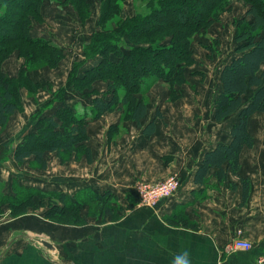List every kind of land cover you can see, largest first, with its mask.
Instances as JSON below:
<instances>
[{
  "label": "crops",
  "instance_id": "crops-1",
  "mask_svg": "<svg viewBox=\"0 0 264 264\" xmlns=\"http://www.w3.org/2000/svg\"><path fill=\"white\" fill-rule=\"evenodd\" d=\"M254 91L251 89L244 96V104ZM173 110L168 114V109L151 111L147 107L142 119L145 122L142 125L141 121L140 127L132 122L121 124L119 118L115 119L117 122L111 125L121 124L128 132L134 129L135 137L132 133L124 134L121 146L100 159L96 174L90 180L79 178V181H88L83 183V188L89 186L92 190L80 195L110 190L119 196L129 187L130 180L136 178L133 157L134 160L145 157L147 166L153 167L146 177L150 182L162 179L168 172L179 175V187L172 196L161 200L153 209L136 206L120 221L91 225L85 227L87 230L52 225L42 218L33 220L35 228L16 227L19 218L13 219L4 227L11 230L0 231V264H264V141L254 139L252 148L242 150L237 175L228 171L226 179L219 181L213 174L215 170H211L204 183H194L204 154L217 145L230 142V128L236 121V114L216 122L213 101L206 117L196 108L176 106ZM170 114L172 116L168 117ZM259 114L264 113L253 116ZM151 121L154 132L147 136L143 128ZM220 123H228V127L219 131ZM96 125L90 123V131ZM248 130L251 134L249 123ZM10 134L7 130L0 136L1 149L8 148L17 136ZM91 153L94 155L93 147ZM11 161L8 165L0 161V195L6 197L26 190L20 186L31 185L25 182L23 165L16 163L14 158ZM58 176L54 180L72 183L69 176ZM35 177L41 179L42 176L36 174ZM241 178L249 180L245 201ZM32 185L42 189L41 180ZM60 186L63 185L55 187ZM55 193H63L67 199L75 197L73 188L66 192L55 190ZM176 213L184 217L187 226L165 223ZM236 238L249 242L251 249L230 250ZM42 242L49 247L39 246Z\"/></svg>",
  "mask_w": 264,
  "mask_h": 264
},
{
  "label": "trees",
  "instance_id": "trees-1",
  "mask_svg": "<svg viewBox=\"0 0 264 264\" xmlns=\"http://www.w3.org/2000/svg\"><path fill=\"white\" fill-rule=\"evenodd\" d=\"M42 1L0 0V6H5L6 13L8 12L0 16V46L19 43L27 48L45 49L53 58L62 57L59 49L30 35V26L26 18L29 14L40 18L39 6ZM81 1V4L85 5L87 0ZM122 1L104 0L103 17L121 13L119 3ZM142 1L146 2L149 10L126 20L118 19L115 21V29L108 30L104 36L94 38V43H98V46L91 49L90 55L97 54L101 58L99 63L85 70L81 77L73 76L71 83H67L71 84L75 91L81 92L95 80L108 82L104 93L92 100L90 114L77 117L73 107L60 106L55 109L53 116L39 119L34 130L23 134L13 150L16 163L21 164L31 159L39 169L45 170L47 168L45 151L55 152L57 155L64 153L76 156L81 148H84V156L90 163V149L86 146L87 125L107 113H113L118 105L122 104L127 109L129 119L140 126L148 107L146 102L136 98V94L142 92L140 85L142 81L144 82L148 75H153L154 71L171 86L185 84L192 76L187 67L195 61L192 58L190 39L205 30L209 23L232 2L239 1L243 6H250L253 18L241 23L238 28L235 56L223 65L219 72V92L213 103V119L216 122H221L233 114H236V121L230 128V142L217 145L204 154L201 166L195 172L194 183H204L206 175L211 170H215L213 174L219 181L226 179L228 171L237 175L242 150L253 147V138L248 130L249 119L256 113H264V71H261L264 65V37L258 36L257 33L259 29H264V0ZM72 2L75 5L76 1ZM18 8L21 12H18ZM76 9L82 13L78 5ZM123 38L128 45L125 51L114 42ZM166 38H171L170 43L162 44ZM15 81L6 77L0 70V128L7 124L9 117L17 109L14 102L17 89L14 86ZM121 86L126 87L125 92L120 89L123 88ZM251 89L255 91L250 100L244 104L243 98ZM143 131L145 135L151 136L154 132V122H149ZM43 134L49 136L45 139V144L36 145ZM56 143L59 145L56 146ZM240 181L242 199L245 201L249 192V180L241 178ZM37 195L43 198L39 193ZM88 196L85 203L75 199L68 200L63 193L51 192L48 197L49 200L55 201V205L50 210L57 217H64L65 224H80L83 222L79 218L82 207L84 208L88 202H98L100 209L97 214L101 215L100 220H97L99 223L118 219L117 210L121 209L112 206L116 198L112 191L105 190L101 194L96 192L84 197ZM31 198H34V194L28 189L15 191L13 197L0 195V208L6 205L10 207L12 216H19L32 208ZM133 205L134 203L131 202L126 209H131ZM167 220L172 225H188L179 213L170 216Z\"/></svg>",
  "mask_w": 264,
  "mask_h": 264
},
{
  "label": "rangeland",
  "instance_id": "rangeland-1",
  "mask_svg": "<svg viewBox=\"0 0 264 264\" xmlns=\"http://www.w3.org/2000/svg\"><path fill=\"white\" fill-rule=\"evenodd\" d=\"M72 1L43 0L39 6L40 18L38 19L32 14H29L26 18L30 26V33L35 34L37 36L35 38L41 39L59 49L62 54L61 58L57 56L53 58L51 53L45 49L27 48L19 43H9L0 46V70L6 77L16 80L14 86L17 87L14 94V102L17 109L9 117L7 126L0 129V136L6 133L7 130H10V135L16 133L17 136L15 135L16 137L10 142L8 148L1 149L0 147V161L4 163L2 165H8L9 161L12 162L11 160L14 157L12 151L17 143L20 142L21 136L31 131L39 119L53 116L56 108L60 106L73 107L77 117L90 114L89 110L92 100L99 94L104 93L108 82L95 80L81 92L75 91L73 86L67 83H71L73 76L81 77L85 70L99 63L101 58L97 54L90 55L91 49H95L98 46V43H94V38L104 36L108 33V30L115 29V21L118 19L126 20V18L144 14L149 10L146 2L142 0H123L119 3L121 13L117 15L111 14V16L106 18L103 17L104 13L102 14L104 0H87L85 5L81 4V0H75V5ZM76 5L79 6L82 13L77 11ZM17 10L21 12L19 8ZM5 13V6H0V16ZM252 18L253 15L249 5L243 6L239 1L232 2L215 20L209 23L205 30L193 35L190 39L192 58L195 60L187 67L189 74H192L190 79L185 84L171 86L153 71V75H148L144 82L142 81L140 84L142 92L137 93L136 98L146 102L151 111L156 108L161 110L168 109L169 114L174 111L173 107L179 106L196 108L197 112L202 113V116H208V111L212 108V101L214 103V99L219 92V72L223 65L235 56V48L238 43L236 40L238 28L241 23ZM257 33L258 36L264 37V29H259ZM124 40L126 41L125 38L114 41L123 51L128 48ZM170 41L171 38H166L162 44L166 45ZM121 87L123 88L120 89L125 92L126 87ZM172 89L174 92H172ZM169 116L171 117L172 114ZM195 116L196 113L193 115V121ZM117 118H119L121 124L132 122L129 119L127 109L120 104L112 114H106L101 119L91 121L90 123L97 124L94 128L92 127L91 131L89 129L90 123L87 125L88 141L86 146L90 149V164H88L84 156V148L79 149L76 156L64 153L57 155L55 152L45 151L44 159L47 162L45 170L39 169L37 164L32 162L31 159L21 163L23 165L22 168L25 170V173L21 171L25 174V182L31 185H28L30 187H20L26 188L34 194V198H31L32 208L28 209L25 214L12 216L10 207H1L0 231L2 229L7 232L11 230V228L4 227L16 218H19L16 221V227L29 226L33 228L36 226L32 222L34 219L37 220V218H42L52 225L64 227L89 228L91 225L102 226L110 223H99L97 220H100L101 215L97 213L99 212L100 204L98 202H88L79 211V218L83 220L82 223L65 224L66 219L64 217H57L50 210L55 205V201L49 200L48 195L51 192H55V190L66 192V190L73 188L74 199L86 203L89 196L87 198L84 196L88 193L82 195L80 193L92 190L89 186L83 188V183L88 181H79V178L90 180V177L96 174L100 159L110 150L115 152L121 146L124 134L132 133L135 137L134 129L128 132V130L121 128V124L117 126L111 125L117 122L115 121ZM234 118H236V115ZM144 122L142 121L141 124L143 125ZM227 127L228 123H220L219 131L225 130ZM249 127L252 130L253 141L254 139L257 142L264 141V114L251 117L249 119ZM18 130L20 131L17 132ZM220 136L221 134L219 133ZM47 137L49 136L43 134L40 139L42 142L37 140L36 145L45 144ZM139 140L143 139L140 137ZM55 145L58 146L59 143ZM90 145L94 148V155L91 153L92 147ZM143 158H135L134 160L133 157L132 159V166L136 168L134 169L136 178L133 181L130 180L129 187L123 194L116 195L113 200L112 206L115 208L120 207L121 209L117 210L119 217L113 222L125 218L131 209L136 206L148 208L146 204L151 201L155 192L161 189L163 191L179 180L178 174L168 172L162 179L150 182L146 177L149 176L147 174L153 170V167L149 168L146 164L148 159ZM36 174L42 176L41 179H37L35 177ZM58 175L62 178L69 176L72 179V183L67 184L62 180H54L59 177ZM38 180L42 181V189L32 185ZM56 184L63 186L55 187ZM17 186L15 185V188ZM53 187L56 189H51ZM139 187L144 190V194L140 198L135 192L136 188ZM37 193L43 198H40ZM68 198L70 200L71 196ZM131 202L134 203L133 207L129 210L126 209V206ZM165 223L171 226L168 220ZM86 228L83 230H87ZM38 245L42 246L43 244L38 243Z\"/></svg>",
  "mask_w": 264,
  "mask_h": 264
},
{
  "label": "built area",
  "instance_id": "built-area-1",
  "mask_svg": "<svg viewBox=\"0 0 264 264\" xmlns=\"http://www.w3.org/2000/svg\"><path fill=\"white\" fill-rule=\"evenodd\" d=\"M179 187V182L176 181L174 183H172L171 185H169L165 190L163 191H157L152 195V199L151 201H148V203L146 204V207L148 208H153L158 202H160L161 200L168 198L170 196H172L178 189ZM144 190L139 187L136 188L135 192L137 194V196H139V198L141 196H143ZM145 197V196H144ZM251 244L245 240H242L240 238H236L234 240V242L231 244L230 246V250H244V251H248L251 249Z\"/></svg>",
  "mask_w": 264,
  "mask_h": 264
},
{
  "label": "water",
  "instance_id": "water-1",
  "mask_svg": "<svg viewBox=\"0 0 264 264\" xmlns=\"http://www.w3.org/2000/svg\"><path fill=\"white\" fill-rule=\"evenodd\" d=\"M42 244L44 245V246H48V244H46L45 242H42ZM49 247V246H48Z\"/></svg>",
  "mask_w": 264,
  "mask_h": 264
}]
</instances>
